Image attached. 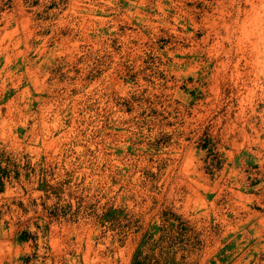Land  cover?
I'll list each match as a JSON object with an SVG mask.
<instances>
[{
  "label": "clouds",
  "instance_id": "obj_1",
  "mask_svg": "<svg viewBox=\"0 0 264 264\" xmlns=\"http://www.w3.org/2000/svg\"><path fill=\"white\" fill-rule=\"evenodd\" d=\"M0 185V264H264V0H0Z\"/></svg>",
  "mask_w": 264,
  "mask_h": 264
},
{
  "label": "rangeland",
  "instance_id": "obj_2",
  "mask_svg": "<svg viewBox=\"0 0 264 264\" xmlns=\"http://www.w3.org/2000/svg\"><path fill=\"white\" fill-rule=\"evenodd\" d=\"M43 187V185H42ZM0 190H2V185H0ZM26 238V235L25 237ZM147 236L145 237V240H147ZM231 245L227 246L226 248H216L213 250H210L206 256H205V264H216V259H218L221 255L224 254V252L226 251H230L231 250ZM140 255L139 250L137 249L134 253H133V259L136 260V264H140V261L137 260L136 258ZM221 264H224V261H221Z\"/></svg>",
  "mask_w": 264,
  "mask_h": 264
}]
</instances>
